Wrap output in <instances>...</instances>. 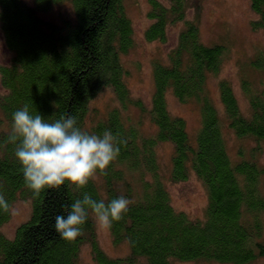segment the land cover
I'll list each match as a JSON object with an SVG mask.
<instances>
[{"label": "trees", "instance_id": "obj_1", "mask_svg": "<svg viewBox=\"0 0 264 264\" xmlns=\"http://www.w3.org/2000/svg\"><path fill=\"white\" fill-rule=\"evenodd\" d=\"M148 0L151 23L144 31L148 41L164 42L168 26L185 20L188 0ZM257 15L254 27H264V0H249ZM68 3L71 14L58 20L45 18L52 7ZM195 20L185 21L167 61L152 68L151 107L132 101L125 82L127 69L122 56L133 46V28L124 0H0V31L12 52L9 63H0V193L10 207L17 198L31 202L30 216L12 238L0 229V264H78L81 247L88 244L96 264H175L214 261L252 264L264 258V167L255 157L258 147L239 158L229 155L221 118L206 92L210 75L216 74L227 55L225 44H205ZM252 67L261 70L259 56ZM227 126L239 138L264 140V90L242 88L249 98L250 113L244 115L232 86L219 85ZM110 88L119 106L103 115L90 107L91 100ZM179 101L199 105L201 123L190 136L186 121L169 113L166 93ZM25 104L51 122L61 115L77 118L83 130L113 135L126 141L117 161L102 183L89 182L81 192L66 185L47 189L39 198L25 186L15 145L8 142L12 114ZM129 104L146 113L154 127L144 134L139 121L124 116ZM95 113L94 117L90 114ZM168 142L173 151L166 179L160 172L156 147ZM193 173L204 184L207 204L201 217L176 210L165 181H185ZM83 192L108 202L123 195L132 203L120 222L110 230L114 243L127 242L129 253L110 257L99 246L93 216L75 243L55 230V217L67 215L70 205ZM10 211L0 210V227Z\"/></svg>", "mask_w": 264, "mask_h": 264}, {"label": "rangeland", "instance_id": "obj_2", "mask_svg": "<svg viewBox=\"0 0 264 264\" xmlns=\"http://www.w3.org/2000/svg\"><path fill=\"white\" fill-rule=\"evenodd\" d=\"M31 4L32 0H24ZM167 3V0H162ZM185 20L168 26L164 42L148 41L144 31L151 21L147 17L148 0H124L126 13L133 28V46L122 56L123 65L127 69L125 82L129 89L132 101L139 100L148 110L151 107L153 94L152 68L155 61L166 62L169 51L178 41V35L185 26V21L195 20L197 6L199 7V28L201 40L205 44H225L228 52L222 61L219 71L210 75L206 83V92L221 118L222 130L229 155L234 160L239 158V150L245 154L250 149L258 147L255 152L256 161L264 167V140L255 141L252 138L239 139L227 126V119L219 96V83L227 81L232 86L241 112L250 113L249 98L246 96L242 81H248L252 91L264 90V68L261 70L252 67L259 56L264 60V27H254L253 21L257 15L252 11L249 0H188ZM71 14L68 3L52 7L43 14L45 18L58 20L61 16ZM12 58V52L5 46L0 31V63L7 64ZM167 109L170 114L181 116L187 124L190 136L199 129L201 115L199 105L192 99L181 102L170 91L166 93ZM119 106L116 96L110 88L99 92L90 102L94 111L103 115L106 110ZM95 113L92 111L91 117ZM124 116L132 121H139L141 131L150 135L154 127L146 113H141L133 104H129ZM0 111V120H2ZM5 123L0 124V129ZM173 147L168 142L159 143L156 147L157 158L160 163V172L166 179ZM102 183L98 175L95 179ZM173 207L183 211L190 217H201L207 204V192L203 182L193 173L187 180L179 182L165 181ZM31 213V202L28 199L17 198L10 207V215L0 229L2 233L12 238L17 226L25 221ZM95 233L100 248L110 257H124L129 253L127 242L114 243L110 230H101L93 217ZM78 264H96L88 244H84L79 252ZM175 264H224L214 261L176 262ZM252 264H264V258L255 260Z\"/></svg>", "mask_w": 264, "mask_h": 264}, {"label": "clouds", "instance_id": "obj_3", "mask_svg": "<svg viewBox=\"0 0 264 264\" xmlns=\"http://www.w3.org/2000/svg\"><path fill=\"white\" fill-rule=\"evenodd\" d=\"M12 121L8 142L15 145V157L33 198H39L47 189L58 190L65 185L81 192L98 175L108 174V168L120 155V145L126 144L111 130L102 134L83 130L71 115H61L49 122L39 112L32 114L28 104L12 114ZM131 203L123 195L105 202L83 192L70 205L66 216L55 217V230L65 241L75 243L83 235L90 213L101 230H111L114 222H120L128 213ZM0 210L10 211L2 193Z\"/></svg>", "mask_w": 264, "mask_h": 264}]
</instances>
